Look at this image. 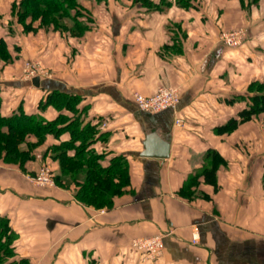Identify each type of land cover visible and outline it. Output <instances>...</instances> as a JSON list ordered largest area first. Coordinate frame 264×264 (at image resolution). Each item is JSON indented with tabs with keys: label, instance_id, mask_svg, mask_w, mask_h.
Listing matches in <instances>:
<instances>
[{
	"label": "crops",
	"instance_id": "1",
	"mask_svg": "<svg viewBox=\"0 0 264 264\" xmlns=\"http://www.w3.org/2000/svg\"><path fill=\"white\" fill-rule=\"evenodd\" d=\"M21 1L0 0V15L11 18ZM79 1L88 22L18 21L20 53L8 45L12 59L0 61V113L21 109L63 128L43 140L29 134L35 146L23 166L0 158V217L14 249L2 264H264V111L240 118L251 86L264 82V0ZM237 29L246 30L242 44L228 46L222 33ZM25 52L52 72L40 86L23 76ZM162 86L178 90L176 110L154 118L137 108L134 93ZM58 92L80 98L76 113L44 103ZM80 114L81 126L98 127L89 148L100 165L126 160L111 206L78 200L75 182L31 180L44 165L60 175L53 148L72 139L66 127ZM152 133L169 142L167 157L156 138L153 156L142 155ZM210 151L216 184L201 174ZM158 233L164 251L151 261L132 242Z\"/></svg>",
	"mask_w": 264,
	"mask_h": 264
},
{
	"label": "trees",
	"instance_id": "2",
	"mask_svg": "<svg viewBox=\"0 0 264 264\" xmlns=\"http://www.w3.org/2000/svg\"><path fill=\"white\" fill-rule=\"evenodd\" d=\"M81 8L79 0H22L19 5H14V12L18 15L20 22L30 16L33 19L40 18L44 24L61 26L62 19L65 16L70 17L69 11L75 9L77 15L78 9L82 10ZM76 15L72 16L73 20L77 24H82L81 21L77 20ZM26 24L24 23L26 28H32V25ZM11 59L12 55L8 45L0 36V61ZM251 91L254 94L250 96L248 106L240 112L241 119H250L253 115L264 111V82L252 85ZM54 96H56L55 100L58 103L74 111L73 106L77 101L74 95L58 92L53 93L52 97ZM81 123L79 117L71 121L66 128L71 131L72 139L53 148V156L59 159L61 166V173L55 177V181L61 185H69V183L75 182L78 185L76 198L84 203L96 207L111 206L114 196L120 193V181L116 182L115 178L118 176L120 180V175H123L124 180H126V160L119 155L111 160L109 166L100 165L98 160L100 155L89 148L96 139L97 129L90 124L81 126ZM237 123L238 120L233 119L224 128L232 129ZM62 129L58 127V120L47 121L42 116L27 114L21 109L7 116L0 113V158L23 166L26 160L31 158V150L35 146L34 143L27 141L29 134H34L39 140H43L46 134H56ZM77 140L80 141L78 146L75 145ZM25 142H27V150L21 148ZM71 147L76 148L74 156L68 154ZM209 155L212 158V163L205 166L201 174L207 181L216 184V165L214 164L216 153L210 151ZM185 189V187L182 189V194L186 192ZM12 241L13 234L8 220L0 217V264L14 256Z\"/></svg>",
	"mask_w": 264,
	"mask_h": 264
},
{
	"label": "built area",
	"instance_id": "3",
	"mask_svg": "<svg viewBox=\"0 0 264 264\" xmlns=\"http://www.w3.org/2000/svg\"><path fill=\"white\" fill-rule=\"evenodd\" d=\"M246 36V30L237 29L222 33V41L228 46H240ZM41 70H29L28 75L32 79L35 76H40ZM133 100L137 108L144 112L158 113L167 109L176 110L180 102V95L176 88L171 86H162L151 95H145L136 92L133 95ZM181 118L176 119L177 124L182 123ZM31 180L40 186L55 185L53 169L49 165H44L40 172L31 177ZM164 233H158L151 237L136 238L132 244L138 250L145 252L150 259H155L164 251Z\"/></svg>",
	"mask_w": 264,
	"mask_h": 264
},
{
	"label": "rangeland",
	"instance_id": "4",
	"mask_svg": "<svg viewBox=\"0 0 264 264\" xmlns=\"http://www.w3.org/2000/svg\"><path fill=\"white\" fill-rule=\"evenodd\" d=\"M78 13H77V15H76V12H75V14H72V13H74V12H71V11H69V13H70V15L69 16H75L76 15V18H77V20L78 21H83V22H88L89 21V19H88V17H87V14H85L82 10H79L78 9V11H77ZM80 17H82V18H80ZM29 18V23L28 24H26V22H27V19ZM28 18H26L22 23H25L26 25H31V24H33L34 22H37V21H39V22H41L42 24H44L43 22H42V20L40 19V18H38V19H33V18H31L30 16L28 17ZM68 17H64L63 19H62V23H61V27H67V24H68ZM18 21H19V19H18V15L16 14V12H14L13 13V15L11 16V18L10 17H5L4 15H0V36L1 37H3L4 38V40L6 41V43H8L7 45H9L10 46V48H11V50L12 51H14V52H16L15 50H18L19 51V53H20V50H21V47L18 45V44H20V30H17L16 29V26H14V25H16V23H18ZM32 21V22H31ZM50 21V20H49ZM48 21V22H49ZM50 23V22H49ZM11 24H12V27H11ZM49 26H51L52 24H48ZM47 25V26H48ZM43 26V25H42ZM21 39H22V37H21ZM17 48V49H13V48ZM9 48V47H8ZM23 56H24V60H23V67H22V73H23V76H24V78H26V79H28V80H31V78H30V76L28 75V69L29 70H41L42 71V75H41V78L42 77H51L52 76V72H51V70L50 69H48L44 64H43V62H42V60L38 57V55H36L35 53H32V54H30V53H23ZM0 90H1V88H0ZM52 94L53 93H48L47 95H46V100H45V102L44 103H48V102H56V103H58L56 100H55V97L56 96H54V97H52ZM1 96V95H0ZM76 99H77V101H76V103H75V106H73V109H74V112L76 113V110H77V108H76V105H77V103L79 102V100H80V98H78V97H76ZM75 101V100H74ZM51 104V103H50ZM59 104H61V103H59ZM71 104H73V103H71ZM61 105H63V104H61ZM65 106V105H64ZM77 117H79V120L80 119H82V117H83V115L82 114H80L79 116H77ZM96 127V126H95ZM98 127H96V129H97ZM162 255H163V253L161 254V255H159L157 258H155V259H151V261H155V260H158L160 257H162ZM148 255L146 254V257H147ZM149 258V257H148ZM150 259V258H149Z\"/></svg>",
	"mask_w": 264,
	"mask_h": 264
},
{
	"label": "water",
	"instance_id": "5",
	"mask_svg": "<svg viewBox=\"0 0 264 264\" xmlns=\"http://www.w3.org/2000/svg\"><path fill=\"white\" fill-rule=\"evenodd\" d=\"M32 83L35 86H40L41 84V78L40 76H35L32 78ZM148 114L150 115V112H148ZM154 118H156L157 116H153L150 115ZM156 138L158 139V141L161 143V145H163L162 148H160V151L157 153L159 154L158 156L161 158L167 157L169 154V142L168 141H163L161 138L158 137V135L156 133H152L151 135L148 136L147 140L144 142L145 144V150L143 151L142 155L143 156H153L151 155L152 151H151V145H152V141H154L153 139ZM156 154V153H155Z\"/></svg>",
	"mask_w": 264,
	"mask_h": 264
}]
</instances>
